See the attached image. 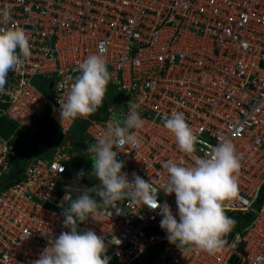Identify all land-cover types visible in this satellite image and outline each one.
<instances>
[{"label": "built area", "instance_id": "built-area-1", "mask_svg": "<svg viewBox=\"0 0 264 264\" xmlns=\"http://www.w3.org/2000/svg\"><path fill=\"white\" fill-rule=\"evenodd\" d=\"M4 10L7 26L29 37L31 56L20 74H8L0 93V121L14 123L7 134L0 131V180L14 167L18 142L31 141L45 115L65 139L52 157H34L0 191V264H33L50 240L71 231L65 197L94 188L85 186L93 166H78L77 157L92 161L87 150L95 137L131 105L144 120L135 130L141 147L114 149L130 181L133 173L166 179L168 159L193 164L163 126L174 111L197 134L196 155L204 157L221 138L236 146L239 197L224 204L236 221L233 235L216 254L180 248L161 228L159 209L127 198L101 206L96 219L78 222V231L104 237L109 264H264V0H0ZM101 41L108 42L112 74L103 102L87 117L62 122L58 100ZM119 94L127 99L119 101ZM80 125L78 151L66 136ZM158 198L177 214L175 193ZM112 236L122 244H111Z\"/></svg>", "mask_w": 264, "mask_h": 264}, {"label": "clouds", "instance_id": "clouds-1", "mask_svg": "<svg viewBox=\"0 0 264 264\" xmlns=\"http://www.w3.org/2000/svg\"><path fill=\"white\" fill-rule=\"evenodd\" d=\"M0 16V93H4L8 74L22 72L25 60L31 56V45L23 29L7 26L11 19L7 10ZM107 43L101 41L98 53L88 56L78 65L80 74L67 90L66 99L59 98L62 122L87 117L101 106L112 79L105 58ZM135 108V105H131L123 120H114L95 137V143L87 150L93 164L83 159L89 164L81 167L93 166L92 174L100 184L82 192L74 200L71 193L65 197L70 201V206L64 213V225L71 231L62 232L50 240L49 246L33 264H109L110 257L106 255L108 244L104 237L92 230L78 231V222L86 221L89 216L96 219V212L101 206L116 207L117 202L126 198L152 210L159 209L162 216L160 226L167 232L170 243L180 248L188 245L208 254L223 251L227 243L225 237L236 224L224 208L226 201L239 197L242 156L236 146L231 140L221 138L204 157L196 155L199 138L186 122L184 113L174 111L170 117L164 118L163 126L174 134L180 151L191 157L193 164L184 165L168 159L162 165L167 171L166 179L146 181L133 173L134 179L130 181L128 174L122 172L124 162L117 159L119 152L114 149H121L125 145L137 150L141 147L142 141L135 130L144 127V120ZM79 140L80 147H83V140ZM14 167L21 172L22 169ZM7 184L4 186L7 187ZM161 191L166 195L175 193L177 214L173 213L167 202L161 204L158 198ZM117 212L121 213L119 209ZM42 232L47 233V230ZM110 243L120 245L122 240L112 236Z\"/></svg>", "mask_w": 264, "mask_h": 264}, {"label": "trees", "instance_id": "trees-1", "mask_svg": "<svg viewBox=\"0 0 264 264\" xmlns=\"http://www.w3.org/2000/svg\"><path fill=\"white\" fill-rule=\"evenodd\" d=\"M51 120H50V118L47 116V115H45L42 119H41V121H40V130H39V132L37 133V135L33 138V139H31V141H19L18 142V144H17V146H19L20 148H18V155H17V157L15 158V160L13 161V163H14V165L15 166H17V167H19L20 169H22L23 170V168H24V166L26 165V162H27V160H26V157H27V155H26V153H28V154H33V153H35L36 154V152H38V151H43V153L44 152H49V151H51V150H53L54 148L52 147V148H49V147H45L44 145H42L41 144V142H40V133H41V131H42V128H43V126L45 125V123H47V122H50ZM0 125H1V127H0V131L3 133V134H7L13 127H14V123H12V122H5L4 120H2V121H0ZM76 128V130H77V136H79V138L81 139V140H83L84 139V134H83V131H84V126L83 125H80L79 127H75ZM75 128H73V129H75ZM26 150V151H25ZM33 152V153H32ZM39 154V153H38ZM34 155V154H33ZM30 159V158H29ZM77 164L79 165V166H84V165H87V164H89L88 163V161H84L83 159H78V161H77ZM8 185V184H7ZM6 185V186H7ZM3 187H5V186H3ZM3 187H0V190L3 188ZM76 197L77 196H75V195H73L72 196V199L74 200V199H76ZM70 206V202H69V204H68V207ZM67 207V208H68ZM66 208V209H67Z\"/></svg>", "mask_w": 264, "mask_h": 264}, {"label": "water", "instance_id": "water-1", "mask_svg": "<svg viewBox=\"0 0 264 264\" xmlns=\"http://www.w3.org/2000/svg\"><path fill=\"white\" fill-rule=\"evenodd\" d=\"M52 85V83H51ZM50 85V86H51ZM119 101H121L122 98L127 99L126 96H123L122 94H119L116 97ZM64 138V133L61 132L59 129H57L52 123L47 122L41 133H40V142L45 147H57L61 144L62 140ZM20 174V170L16 167H13L12 170L2 179L0 180V187L4 186L5 184L12 182L16 179V177ZM233 235V232L229 233L227 237V241L231 239Z\"/></svg>", "mask_w": 264, "mask_h": 264}, {"label": "rangeland", "instance_id": "rangeland-1", "mask_svg": "<svg viewBox=\"0 0 264 264\" xmlns=\"http://www.w3.org/2000/svg\"><path fill=\"white\" fill-rule=\"evenodd\" d=\"M113 104V102H111L110 104H108V105H112ZM77 130H76V128L75 129H72V133H69L68 134V136H67V139H70L71 141H72V144L73 145H75V146H77L76 148H77V150L78 151H80V149L82 148V146L80 147V138H79V136H77ZM56 150V148L55 149H53V150H51V151H47V152H44L43 153V151H38V152H36V154L35 153H33L34 155H44V156H46V157H52L53 156V152ZM39 153V154H38ZM33 154H28V153H26V155H27V157H26V160L27 161H29V158L30 159H33L34 158V155ZM86 160H87V158H86ZM86 167V166H85ZM95 176H93V178L92 179H90L89 181H86L85 182V186H87V187H96V186H98V185H96V182H95ZM80 194H82V193H74V195L75 196H78V195H80Z\"/></svg>", "mask_w": 264, "mask_h": 264}, {"label": "bare ground", "instance_id": "bare-ground-1", "mask_svg": "<svg viewBox=\"0 0 264 264\" xmlns=\"http://www.w3.org/2000/svg\"><path fill=\"white\" fill-rule=\"evenodd\" d=\"M26 151V150H25ZM33 153V152H32Z\"/></svg>", "mask_w": 264, "mask_h": 264}]
</instances>
